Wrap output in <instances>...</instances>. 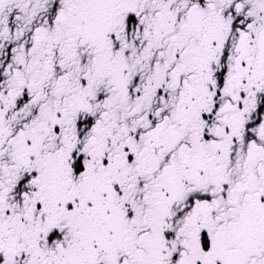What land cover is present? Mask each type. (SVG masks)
Returning a JSON list of instances; mask_svg holds the SVG:
<instances>
[{
  "label": "snow or ice",
  "instance_id": "6c2138e0",
  "mask_svg": "<svg viewBox=\"0 0 264 264\" xmlns=\"http://www.w3.org/2000/svg\"><path fill=\"white\" fill-rule=\"evenodd\" d=\"M0 264H264V0H0Z\"/></svg>",
  "mask_w": 264,
  "mask_h": 264
}]
</instances>
